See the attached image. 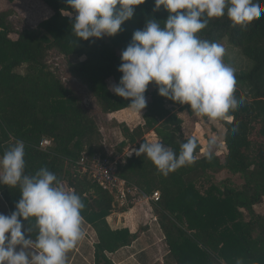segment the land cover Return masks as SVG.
Listing matches in <instances>:
<instances>
[{"label": "trees", "instance_id": "trees-1", "mask_svg": "<svg viewBox=\"0 0 264 264\" xmlns=\"http://www.w3.org/2000/svg\"><path fill=\"white\" fill-rule=\"evenodd\" d=\"M40 1L51 15L33 29L20 31L15 39L10 37L8 22L13 9L0 11V156L16 141H23L26 174L47 167L80 194L85 205L82 218L97 237L93 264H112L108 254L131 245L141 228L131 232L127 227L111 229L108 225L106 217L114 211L112 196L79 172L76 164L83 153L92 157L102 151L99 128L44 58L49 49L66 58L77 57L68 60L67 69L86 86L102 112L129 108L130 101L110 91L108 80L119 82L121 52L134 31L142 29L149 18L163 23L168 12L163 7L154 12V0H145L118 34L90 38L94 41L90 42L78 40L71 32L75 13L65 0ZM255 2L264 7V0ZM65 9L71 17L63 14ZM197 35L236 48L247 63L235 72L234 94L243 96L245 102L225 115L224 152L201 154L199 140L184 135L182 119L174 110L179 106L192 114L190 107L160 96L150 83L143 125L131 130L123 127L126 143L138 149L146 142L145 132L153 131L160 142L179 153L183 142L195 138L194 162L164 176L146 155L133 153L116 163V173L146 195L159 192V200L151 206L166 245L163 264H236L237 260L264 264V214L254 210L264 196V16L247 29L233 26L226 14L210 18ZM23 64L25 71L18 72L16 68ZM44 139L49 140L46 147L41 146ZM126 143L120 142L119 148ZM223 169L239 174L241 185L214 184L210 174ZM0 195L11 213L20 199L19 187L0 185Z\"/></svg>", "mask_w": 264, "mask_h": 264}, {"label": "clouds", "instance_id": "clouds-1", "mask_svg": "<svg viewBox=\"0 0 264 264\" xmlns=\"http://www.w3.org/2000/svg\"><path fill=\"white\" fill-rule=\"evenodd\" d=\"M65 2L75 13L71 32L78 40L90 41L118 34L145 0ZM161 7L168 12L167 18L163 23L149 18L142 29L134 31L121 52L117 70L122 76L110 85V91L141 113L147 106L145 92L153 83L160 96L188 105L195 116L210 121L243 105L244 97L234 94L235 69L224 62L225 48L197 34L210 18L225 14L233 26L247 29L264 16V7L255 0H154L153 11ZM63 14L71 17L66 9ZM196 148L195 138L183 142L179 153L160 141L143 142L129 155L133 151L146 155L167 176L193 163ZM25 164L23 141H16L0 156V185L19 187L20 192L14 210L9 215L0 213V264H66L68 252L84 236L81 213L85 205L80 194L63 186L47 167L26 174Z\"/></svg>", "mask_w": 264, "mask_h": 264}, {"label": "rangeland", "instance_id": "rangeland-1", "mask_svg": "<svg viewBox=\"0 0 264 264\" xmlns=\"http://www.w3.org/2000/svg\"><path fill=\"white\" fill-rule=\"evenodd\" d=\"M16 5L7 3L6 0H0V11L13 9V13L8 17V22L11 25L10 37L15 39L20 31L24 29H33L36 24L51 15V10L40 0H16ZM226 50L224 62L234 67L235 72L244 69L246 66L245 58L239 53L236 48L223 46ZM78 60L77 57L66 58L61 55L56 49H49L46 52L44 61L55 74L60 78L65 87L76 94L82 103V107L86 113L92 117L100 131V145L102 152L112 153V156H119L123 159L128 153V147H131L127 142L126 134L123 132V127L131 130L137 125H143L142 112H135L131 109L118 111L115 113L102 112L94 98L88 92L86 86L77 78L72 76L67 69V62ZM18 72L25 71V64L17 67ZM112 79L108 80V85H113ZM177 115L182 119V128L185 136H194L201 144V154H205L208 150H215L218 154L224 152V132L225 128L222 119L210 121L207 117H197L193 113L189 114L185 109L179 106L174 107ZM129 132V131H128ZM143 138L146 142L160 141L159 137L153 132H145ZM125 142L126 145L119 148L120 142ZM211 181L218 185L229 184L239 187L243 179L239 174H233L225 169L212 172L210 174ZM140 196L139 194L136 195ZM131 203L130 207L134 210L127 213L122 220L127 222L129 230H138V236L141 238L132 248L137 256L131 257L126 264H163V257L166 254V245L162 239V232L156 221L151 222L150 217L147 219L144 215L143 204ZM137 204V205H136ZM145 210L147 209V203ZM125 207V206H124ZM124 207H116V212H121ZM127 209V207H126ZM141 209V210H140ZM254 210L259 214H264V196L261 201L254 205ZM127 211H129L127 209ZM151 213L154 211L151 206ZM156 216V215H155ZM125 218V219H124ZM123 221V222H125ZM133 231V232H134ZM125 250L120 251L124 253ZM85 264H89L86 262Z\"/></svg>", "mask_w": 264, "mask_h": 264}, {"label": "built area", "instance_id": "built-area-1", "mask_svg": "<svg viewBox=\"0 0 264 264\" xmlns=\"http://www.w3.org/2000/svg\"><path fill=\"white\" fill-rule=\"evenodd\" d=\"M48 145L49 140H42L41 146L46 147ZM132 149H136V147H128L129 152ZM133 153L135 152L133 151L132 154ZM126 156H130L129 153ZM120 160H122V158L120 159L117 155L112 156V153L101 151L97 152L92 157L83 153L76 164L79 172L86 173L96 185L110 193L113 198L114 208L129 206L131 203L135 202V200H139V198H144L146 201L153 203L158 201V191L146 195L142 193L137 186L127 182L125 179L117 175L115 166ZM61 183L68 188L65 182L62 181ZM137 194L140 196L137 197ZM148 215L151 221L157 222L155 215H152L151 212H145V217Z\"/></svg>", "mask_w": 264, "mask_h": 264}, {"label": "crops", "instance_id": "crops-1", "mask_svg": "<svg viewBox=\"0 0 264 264\" xmlns=\"http://www.w3.org/2000/svg\"><path fill=\"white\" fill-rule=\"evenodd\" d=\"M14 6L16 5V0H14ZM7 3H9L6 0ZM130 108H126L123 110H128ZM121 110V111H123ZM118 112V111H117ZM115 113V112H114ZM137 204H143L144 209V215L145 212H151V204L152 202L146 201L144 198H139V200L136 202ZM147 203V209L145 210L144 205L146 206ZM136 204V205H137ZM131 205V204H130ZM127 206L126 210H121V212H116L115 210L106 217V221L111 229L116 228H123L127 227V222L125 220H122L123 217L127 216L126 214L130 211L134 210V207ZM141 210V209H140ZM0 213L9 215V210L6 206V204L2 201V197L0 195ZM149 217V215H148ZM125 219V218H124ZM147 219V217H146ZM150 219V218H149ZM125 221V222H123ZM151 221V220H150ZM153 222V221H151ZM82 228L84 232L83 238L77 243V245L68 252L66 264H85L88 262L89 264H93V252H94V244L97 240L96 233L92 226L88 224L86 221L82 220ZM128 228V227H127ZM129 229V228H128ZM133 232L132 230H130ZM135 232V231H134ZM141 238V236H138L137 239L129 246L120 248L114 253L108 254V257L111 259L112 264H126L128 261H130L131 257L136 258L137 254L132 249L138 242V240ZM163 239V236H162ZM124 251V253L120 254V251Z\"/></svg>", "mask_w": 264, "mask_h": 264}]
</instances>
